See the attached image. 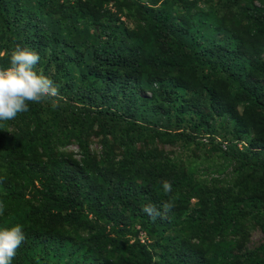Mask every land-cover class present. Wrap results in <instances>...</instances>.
Returning <instances> with one entry per match:
<instances>
[{
	"label": "trees",
	"instance_id": "trees-1",
	"mask_svg": "<svg viewBox=\"0 0 264 264\" xmlns=\"http://www.w3.org/2000/svg\"><path fill=\"white\" fill-rule=\"evenodd\" d=\"M101 17L115 22L82 51L43 25ZM17 46L60 97L0 122V229L26 237L12 264H264V244L239 249L264 232V0H0V70ZM199 147L237 182L185 167ZM172 197L163 218L142 211Z\"/></svg>",
	"mask_w": 264,
	"mask_h": 264
},
{
	"label": "clouds",
	"instance_id": "clouds-1",
	"mask_svg": "<svg viewBox=\"0 0 264 264\" xmlns=\"http://www.w3.org/2000/svg\"><path fill=\"white\" fill-rule=\"evenodd\" d=\"M40 55L28 48L17 46L10 56V66L0 70V122L14 120L18 114L29 110V103H41L51 100L58 106L60 92L58 86L43 74L35 70ZM163 192H172L169 181L162 182ZM176 197L162 204L163 213L152 204H147L142 211L152 220L163 218L164 214L174 207ZM5 204L0 202V216L4 214ZM21 225L0 229V264H12L17 250L25 241Z\"/></svg>",
	"mask_w": 264,
	"mask_h": 264
},
{
	"label": "rangeland",
	"instance_id": "rangeland-1",
	"mask_svg": "<svg viewBox=\"0 0 264 264\" xmlns=\"http://www.w3.org/2000/svg\"><path fill=\"white\" fill-rule=\"evenodd\" d=\"M180 8L178 4H176V2L171 6L172 9V14L175 13V11H178ZM107 9L109 10L110 13H114L115 10L112 6V2H110L107 5ZM180 11V10H179ZM178 11V12H179ZM194 12V11H193ZM192 12V13H193ZM58 16V15H57ZM57 16L55 17V19L57 18ZM116 17L118 19L117 22H121L123 23V25L125 27H133V18H127L125 16V12L124 10H122L120 13L117 12L116 13ZM45 19H47V16H44ZM54 19V20H55ZM54 20H50V21H43V25L46 24L47 27H49L50 30L54 31L56 33V35H54L55 33H52V38L56 39V41H58L57 47H60L61 44L59 43V41L63 40V39H67V35H69V38L73 44V51H82L83 48H89L94 41L96 40V36L98 33H100L102 31V29H100V27L98 26L99 23H103V25L105 26L106 29H110L113 25V23L115 22L114 19L109 20V24H108V20H106L104 17H101L97 24H88L85 23L84 20L82 19H78L75 22L74 28H71L69 19H67L66 21H56L59 23H56ZM221 36L218 35L216 36V39L218 40ZM48 49L45 50L46 54L48 53ZM69 68L71 69L72 73H74V77L76 76V68L71 64L69 66ZM71 84L76 87V85H78V81L77 79H72ZM137 96L139 98H149V94L148 93H142V92H137ZM119 101V100H118ZM242 107V105L240 104L238 106V109H240ZM122 111V109L120 110V112ZM164 121L163 118L159 119V122ZM91 129H95V126L93 125L91 127ZM250 136L254 137V135H251L250 132ZM246 146V144H240L239 147H237V149H242L241 147ZM247 147V146H246ZM90 148L92 152H97L99 149V145L97 143V140L95 138H91L90 141ZM76 146L73 145L72 143H70L67 146H64L62 148H60L59 152H62L63 154H68V153H75L76 152ZM163 150L165 151H169L171 150L169 147L164 146L162 147ZM194 155H198V157L194 156ZM184 157V155L182 156ZM74 159H77L78 156L77 155H73ZM206 158V159H205ZM189 160L187 161L188 164H190V166H185V167H191L192 169L194 167L200 168L201 170L210 169L209 171H212V176H216L219 175V177L222 180H226L228 181L230 184H234L235 182H237L236 179V174L233 173V171H231V167H226L225 169H220V172H216V165L218 163V159L215 158L214 156H211L209 154L206 153V150L203 147H199V149H197L196 152H193V155H191L189 158ZM211 163H214V165H212V167L210 166ZM210 167V168H209ZM194 170V169H193ZM210 174H207L206 171L205 173H202L200 175H198L199 179L202 178H206L209 176ZM35 187L37 189H39V185L35 182L34 183ZM254 187H256V193L254 194L255 196H259V198L264 199V181H257L254 184ZM264 244V232L261 231L260 226H255L250 224L249 228H248V236L245 240H243L242 246L239 248L240 250H251L255 247H257L258 245H262ZM237 249V250H239ZM230 251L235 252L236 251V247H231ZM264 254H262L263 256Z\"/></svg>",
	"mask_w": 264,
	"mask_h": 264
}]
</instances>
